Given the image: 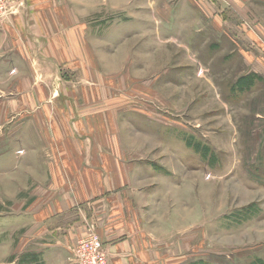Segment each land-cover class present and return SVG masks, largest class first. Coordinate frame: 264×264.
<instances>
[{
    "label": "rangeland",
    "instance_id": "obj_1",
    "mask_svg": "<svg viewBox=\"0 0 264 264\" xmlns=\"http://www.w3.org/2000/svg\"><path fill=\"white\" fill-rule=\"evenodd\" d=\"M91 182L159 264H264V0H0V264Z\"/></svg>",
    "mask_w": 264,
    "mask_h": 264
},
{
    "label": "crops",
    "instance_id": "obj_2",
    "mask_svg": "<svg viewBox=\"0 0 264 264\" xmlns=\"http://www.w3.org/2000/svg\"><path fill=\"white\" fill-rule=\"evenodd\" d=\"M17 70L23 71L22 67H18ZM71 174L78 175V173ZM107 179L105 187H107L106 191H109L112 186L111 178ZM81 185L84 187L83 183ZM94 185L99 187L94 182L88 183L86 196H84L85 187L79 189L76 186L75 200H70V195L67 194L64 199L56 202V205L48 207L46 217L48 220L57 219L54 220L56 223L54 228L60 237L55 249L46 250V255L44 252L46 264L52 261L50 260L52 256L55 257L57 264H68V247L78 238L92 231L104 242L107 264H159L158 260L153 258V256L158 258V253L147 241L133 231L123 233L122 213L119 211L122 207V195L120 198L116 194L111 197L104 193L105 190L96 189ZM116 186L122 191V183ZM59 217L64 218L63 222H67L58 221Z\"/></svg>",
    "mask_w": 264,
    "mask_h": 264
},
{
    "label": "built area",
    "instance_id": "obj_3",
    "mask_svg": "<svg viewBox=\"0 0 264 264\" xmlns=\"http://www.w3.org/2000/svg\"><path fill=\"white\" fill-rule=\"evenodd\" d=\"M101 241L97 236H89L79 242L72 253V261L77 264H105Z\"/></svg>",
    "mask_w": 264,
    "mask_h": 264
}]
</instances>
